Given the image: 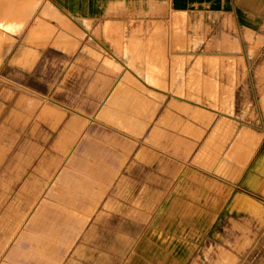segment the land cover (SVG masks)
<instances>
[{
  "label": "crops",
  "instance_id": "crops-1",
  "mask_svg": "<svg viewBox=\"0 0 264 264\" xmlns=\"http://www.w3.org/2000/svg\"><path fill=\"white\" fill-rule=\"evenodd\" d=\"M46 1L82 29L106 19L134 21L136 45L145 48L149 34L151 50L163 52L175 45L165 20L230 19L232 35H238L253 34L254 19H264V0ZM144 20L163 25L147 32L137 24ZM187 35L177 34L180 51L191 49ZM86 47L112 52L115 63L105 64L101 72L97 67L103 64L91 60L72 65L78 76L102 79L95 78L93 90L80 86L79 79L69 86L71 96L86 97L87 105L72 113L70 154L49 186L71 196L70 247L56 253L55 264H255L261 259L255 256L256 244L264 235L256 215H264V207L255 206L254 172L248 163L240 172L233 155L224 156L238 128L213 113L206 123L191 121L185 96L160 86L173 83V59L168 58L166 75L159 68L150 83L144 61L132 63L114 53L127 50V42ZM130 65L137 74L108 69ZM116 80L119 85L110 86ZM108 99H131L135 105L114 107ZM129 109L133 118H127L124 110ZM228 127L230 134H225Z\"/></svg>",
  "mask_w": 264,
  "mask_h": 264
},
{
  "label": "rangeland",
  "instance_id": "rangeland-1",
  "mask_svg": "<svg viewBox=\"0 0 264 264\" xmlns=\"http://www.w3.org/2000/svg\"><path fill=\"white\" fill-rule=\"evenodd\" d=\"M165 23L174 32L175 45L163 52L151 50L149 34L144 36L146 47H138L131 20L106 19L82 29L46 0H0V264H55L56 253L70 247L71 196L56 194L49 186L70 154L72 113L87 105L86 97L71 96L69 86L79 79L80 86L93 90L102 79L98 74L78 76L72 65L91 60L92 65L103 64L97 67L101 72L105 64L115 63L112 52L87 51L89 43L127 42V50L114 53L132 63L144 61L149 80L159 68L165 76L168 58L173 59V83L160 86L185 96L192 122L206 123L213 113L218 121L238 128L224 156L233 155L240 172L249 164L256 209L264 207V19H254L253 34L238 35H232L230 19ZM137 24L147 32L163 25L145 20ZM184 31L190 34L185 37L189 51L176 48L183 47L176 43ZM108 69L112 74L129 76V69L138 73L133 65ZM107 105L133 108L135 100L108 99ZM124 111L127 118L135 116L129 113L132 109ZM258 214L256 221L262 225L264 215ZM258 255L255 264H264V235L256 244Z\"/></svg>",
  "mask_w": 264,
  "mask_h": 264
}]
</instances>
